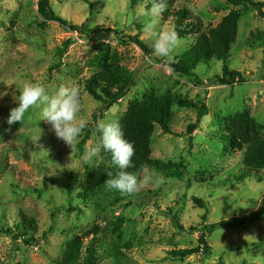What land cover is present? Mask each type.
<instances>
[{
  "label": "rangeland",
  "instance_id": "obj_1",
  "mask_svg": "<svg viewBox=\"0 0 264 264\" xmlns=\"http://www.w3.org/2000/svg\"><path fill=\"white\" fill-rule=\"evenodd\" d=\"M49 1L69 27L44 23L40 0H0V93H5L0 97V264H55L67 239L96 225L102 230L96 244L99 264H118L113 255L120 247L124 264H264V170L247 168L243 151L233 149L224 137L227 118L243 112L256 119L264 137V47L259 46L264 15L251 6L242 8L227 63L244 82L221 85L217 77L223 74V63L212 59L194 69L201 80L197 84L175 75L170 64L231 11L225 0H173L177 9L188 8V22L197 21L201 30L178 36L171 59L155 56L152 40L143 33L141 13L151 8L152 0H141L136 7L128 0H89L93 11L85 0ZM155 19L157 30H174L172 18L160 14ZM139 31L148 54L130 41ZM67 40L71 44L60 57ZM106 46L136 77L129 93L104 111L102 119L119 121L152 87L204 102L208 113L192 144L185 134L196 120L194 109L172 108V134L156 128L152 157L178 165L179 178L173 177V170L152 169L139 175L150 179L135 194L105 186L90 196L85 184L91 171L100 166L117 170L103 152L88 164L82 161L86 146L97 143L96 133L78 153L82 132L72 152L41 119L40 108L30 109L24 122L9 125L7 118L18 106L17 85L40 82L49 94L61 85L78 86L81 117L87 124L94 123L95 115L101 120L102 104L86 93L84 83L94 71L91 59ZM52 66L58 69L51 71ZM194 197L203 200L205 208ZM25 215L38 222L35 232L23 225ZM29 238L31 245L25 242ZM192 248L198 252L191 256L171 254Z\"/></svg>",
  "mask_w": 264,
  "mask_h": 264
},
{
  "label": "trees",
  "instance_id": "obj_2",
  "mask_svg": "<svg viewBox=\"0 0 264 264\" xmlns=\"http://www.w3.org/2000/svg\"><path fill=\"white\" fill-rule=\"evenodd\" d=\"M88 2L91 11L93 4ZM132 7L139 5L141 0H128ZM189 2L190 0H182ZM231 11L220 21L216 27L208 28L201 32V26L197 21L188 22L189 10L187 7L177 9L175 1L166 0L167 8L162 15L165 20L172 18L174 20V30L178 36H189L200 33L195 45L185 52L177 63H171L170 68L175 75L188 77L201 83L199 76L194 72L200 63H209L212 59L223 63V74L217 77L221 85H235L243 83L244 78L239 71H232L228 67V59L232 44L236 41L239 32V21L242 16V8L251 6L264 15V1L257 0H225ZM39 13L46 22H56L64 27H69V22L60 16H57L51 8L49 0H40L38 4ZM73 29H77L71 25ZM141 31L130 41L140 47L145 53H149V48L140 40ZM259 46L264 47V32H260ZM71 40H67L58 51V56H63L67 51ZM94 68L92 76L85 81L84 89L94 100L102 104L100 112L101 119L104 117L103 112L109 110L122 100L130 91L135 83V73L123 66L115 53H111L108 46L104 47L90 61ZM51 71L58 69L52 66ZM178 105L181 108L194 109L197 111V117L194 123L187 127L186 136L190 144L193 142V135L199 128L203 118L208 113V108L204 102H193L188 99H180L170 92H162L156 88H150L144 99L139 102H132L124 116L119 120L120 126L125 134V138L133 143L134 155L132 157L133 166L128 168L130 173L143 174L146 171L157 169L161 172L173 170V177H180V168L178 165L166 163L165 161L152 157V137L157 126H160L164 134H172L170 123L172 121V108ZM98 117L94 116V123L87 124L80 142L76 146V151L82 153L86 141L92 133H99L96 130ZM225 140L231 143L233 149L243 151V164L250 169L264 170V137L256 119L248 112L233 115L226 120ZM110 160L111 154L104 153ZM175 171V172H174ZM117 170L98 167L91 171L87 177L85 189L90 196L97 195L105 186V181L110 178L109 173L115 175ZM194 202L205 208V202L194 197ZM205 217V216H204ZM23 225L27 230L38 229V222L27 215L23 216ZM21 231V228H19ZM53 231L50 229L44 234L47 236ZM101 228L96 225L82 234H77L64 242L60 258L55 264H99L97 246L100 241ZM86 239H89L86 245ZM31 245L34 241L32 238L25 240ZM201 242L204 247L206 244V235L202 234ZM85 248V252H84ZM198 252V249H184L171 252L175 258H184ZM113 254V252H112ZM124 252L116 248L114 259L118 264H124L120 259Z\"/></svg>",
  "mask_w": 264,
  "mask_h": 264
},
{
  "label": "clouds",
  "instance_id": "obj_3",
  "mask_svg": "<svg viewBox=\"0 0 264 264\" xmlns=\"http://www.w3.org/2000/svg\"><path fill=\"white\" fill-rule=\"evenodd\" d=\"M167 8L166 0H152V6L141 14L143 33L153 42V54L158 57L171 59V53L179 46L180 39L175 30L156 28V17ZM150 17V18H149ZM19 87V95L14 98L18 106L11 109L7 118L9 125L25 120V114L32 108L41 109V119L52 126L57 138L63 140L72 149L79 142V138L87 126L81 117L82 99L76 85H61L54 94H49L40 82H24ZM5 93H0V97ZM99 133L97 143L85 148L82 161L88 164L93 158L103 153L111 154V162L118 169L115 175L109 173L110 178L105 181L109 189L121 193L135 194L149 182V178H141L137 173H130L132 167L134 145L125 138V134L118 120L101 119L96 124Z\"/></svg>",
  "mask_w": 264,
  "mask_h": 264
}]
</instances>
